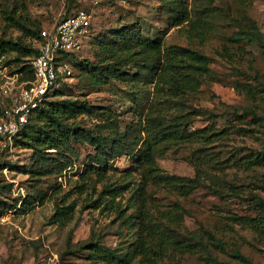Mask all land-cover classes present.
<instances>
[{"label": "rangeland", "instance_id": "obj_1", "mask_svg": "<svg viewBox=\"0 0 264 264\" xmlns=\"http://www.w3.org/2000/svg\"><path fill=\"white\" fill-rule=\"evenodd\" d=\"M164 1L170 0H0V37L32 45L37 40L11 25L8 11L40 29L79 8L91 13L88 42L66 55L73 73L48 100L79 98L93 107L67 120L81 129L70 134L66 149L49 148L39 158L18 135L14 147L1 152L0 264H214L213 257L247 264L236 250L253 263L264 260V204L258 201L264 199V0L245 6L214 0L211 33L202 43L173 24ZM131 27L209 58L198 90L168 101L150 122L153 83L124 80L119 72L135 71L131 64L104 67L114 34ZM3 101L0 94V107ZM177 122L179 128L168 126ZM151 137L153 160L141 172L132 163ZM100 161L108 164L107 180L127 181L115 198L121 216L91 204L101 175L83 178L81 171ZM197 171L200 182L188 194L161 174L193 177ZM56 203L74 204L63 225L51 216ZM135 208L140 227L125 221ZM94 239L130 258L117 263L97 256Z\"/></svg>", "mask_w": 264, "mask_h": 264}, {"label": "trees", "instance_id": "obj_2", "mask_svg": "<svg viewBox=\"0 0 264 264\" xmlns=\"http://www.w3.org/2000/svg\"><path fill=\"white\" fill-rule=\"evenodd\" d=\"M213 2L214 0L164 1L168 8L169 17L173 19V24L180 25L185 35L189 38H197L201 43L207 40L211 33L212 15L215 8ZM237 2L245 6L247 0H237ZM6 17L9 23L19 29L23 35L38 41L42 28L27 24L20 17H15L12 11H8ZM257 32H259L257 29L253 33L250 32L249 38H254L252 36L256 37L255 33ZM112 40L114 43L106 47L111 60L105 62L104 67H107V69H120L122 63L131 64L135 67V71L119 72L124 80L134 83L144 78V80L153 83V100L146 115L149 122L158 118L159 112L168 101L197 91L204 78L209 74L210 67L207 54L191 46L166 45L160 38H152L134 27L116 32ZM9 50H13L15 54L12 58L7 59V62L14 61L16 70L22 71V77H32L28 60L29 57L38 53V45H32L30 42L23 40L0 37V54ZM73 54H76V52L67 53L66 55ZM95 67L99 71L102 68L99 64L95 65ZM65 81H61L58 86L63 85ZM57 89L58 87L49 91L44 103L29 116L28 120L31 122V126L27 129L28 121L14 136V143L17 136L20 135L19 143L32 148L39 158L46 157L48 154L46 150L49 148L56 150L68 148L70 145V134L76 135L81 127L67 120L75 118L77 114L89 112L93 108L84 99L79 98L65 97L61 100H48V95L56 92ZM1 109L2 106L0 111ZM153 113L156 114L152 115ZM179 125L180 122H177L168 126H176L174 127L176 129L179 128ZM190 132L183 128L181 133L190 135ZM154 141L153 138H149L142 142L135 157L136 162L132 163L133 167L140 168L141 172H145L147 162L153 160L152 155L155 149H153L152 144H154ZM260 154L264 155V152ZM101 162L86 163L81 171V177L89 178L92 173L101 175V186L96 192L94 199H91V204L94 207L101 204L102 206H111L115 209L117 215L121 216L123 208L118 202H115V198L126 188L127 181H119L118 179L107 180L108 177L105 176L108 171V164ZM39 166H44V163H40ZM161 174L181 188L183 194H188L200 182L198 171L193 177L168 173ZM127 175H129V172L126 173ZM258 201L264 204L263 198L258 197ZM73 211V203L61 206L56 203L55 210L51 216L55 222L63 225L72 218ZM128 219L132 221V224L138 223L139 227L143 224L141 211L136 208L125 217V221ZM197 242L204 245L200 237H197ZM90 244L93 252L107 261L114 260L118 263L127 261L130 258L127 251L120 254L108 250L103 247L98 239L92 240ZM136 246L139 245L136 244ZM234 254L247 264H264V260L262 262H251L239 250H236ZM212 260H214V264H230L218 260L217 257H213Z\"/></svg>", "mask_w": 264, "mask_h": 264}, {"label": "built area", "instance_id": "obj_3", "mask_svg": "<svg viewBox=\"0 0 264 264\" xmlns=\"http://www.w3.org/2000/svg\"><path fill=\"white\" fill-rule=\"evenodd\" d=\"M91 13L79 8L40 30L38 53L29 57L32 77H22L14 64L0 54V154L11 150L14 136L28 121L32 112L42 105L49 91L67 80L73 70L67 53L81 50L88 42L91 31Z\"/></svg>", "mask_w": 264, "mask_h": 264}]
</instances>
